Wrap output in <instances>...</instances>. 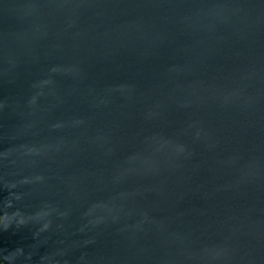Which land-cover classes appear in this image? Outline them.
Returning <instances> with one entry per match:
<instances>
[{"label": "water", "instance_id": "1", "mask_svg": "<svg viewBox=\"0 0 264 264\" xmlns=\"http://www.w3.org/2000/svg\"><path fill=\"white\" fill-rule=\"evenodd\" d=\"M0 264H264V0H0Z\"/></svg>", "mask_w": 264, "mask_h": 264}]
</instances>
